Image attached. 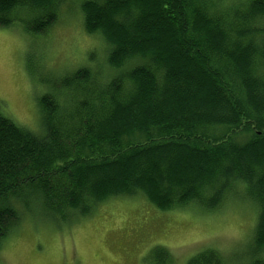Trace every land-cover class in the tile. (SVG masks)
Instances as JSON below:
<instances>
[{"label":"trees","instance_id":"16d2710c","mask_svg":"<svg viewBox=\"0 0 264 264\" xmlns=\"http://www.w3.org/2000/svg\"><path fill=\"white\" fill-rule=\"evenodd\" d=\"M58 2L0 0V27L20 9L25 31L43 32ZM79 4L116 72L97 75V90L88 67L64 77L66 91L86 85L80 101L43 94L39 131L0 112V241L33 209L66 221L140 192L160 209L193 202L213 211L245 187L259 210L242 261L264 264V0ZM200 261L223 264L216 255L189 264Z\"/></svg>","mask_w":264,"mask_h":264},{"label":"rangeland","instance_id":"374dc122","mask_svg":"<svg viewBox=\"0 0 264 264\" xmlns=\"http://www.w3.org/2000/svg\"><path fill=\"white\" fill-rule=\"evenodd\" d=\"M80 1L59 0L56 21L37 34L25 31L20 9L12 26L0 27V112L17 125L39 131L43 94L59 104L65 95L80 101L85 84L73 86L77 92L61 84L77 69L90 68L94 90L103 82L96 86L97 75L114 76L103 36L84 29ZM244 188L213 211L193 202L160 209L138 192L91 203L66 221L40 209L23 212L0 241V264H189L198 255L247 264L259 207Z\"/></svg>","mask_w":264,"mask_h":264},{"label":"bare ground","instance_id":"6f19581e","mask_svg":"<svg viewBox=\"0 0 264 264\" xmlns=\"http://www.w3.org/2000/svg\"><path fill=\"white\" fill-rule=\"evenodd\" d=\"M84 158V157H83Z\"/></svg>","mask_w":264,"mask_h":264}]
</instances>
